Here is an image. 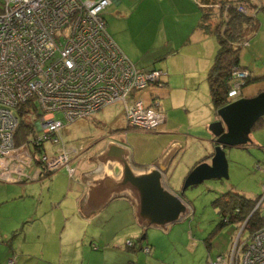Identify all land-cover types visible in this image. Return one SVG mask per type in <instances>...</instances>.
<instances>
[{
	"label": "rangeland",
	"instance_id": "obj_1",
	"mask_svg": "<svg viewBox=\"0 0 264 264\" xmlns=\"http://www.w3.org/2000/svg\"><path fill=\"white\" fill-rule=\"evenodd\" d=\"M126 1V7L130 8L132 16L129 19L119 18L117 25L124 30V36L132 41L138 40L144 12L157 10L158 18H166L168 22H174L176 27L185 17L181 14L185 0L171 1L170 4H175L165 5L164 8L158 5V0ZM225 1L227 0H209L210 5L206 9L210 10L212 7L214 23L223 19L225 10L222 6L226 4ZM251 2L256 8L255 5L250 7L248 13H253L258 27L241 46L239 61L242 67L258 79L243 89V96L247 97L264 92V11L259 10L264 4L256 0ZM197 12L201 17L199 7ZM104 19L107 20L106 15ZM217 47L215 36L207 35L200 45H188L175 55L162 57L155 64L158 65L156 69L166 73L173 71L171 83L162 88L152 86L137 94L145 101H148L149 96L156 97L155 100L162 109L186 103L184 109H174L182 125L180 132L160 136L154 134L158 130L149 132L137 128L127 129L124 114L121 115L124 106L110 105L95 112L90 118L79 119L63 128L65 141L76 151L70 156L69 164L72 167H63L59 173L48 178L41 176L43 181L37 183L17 178H12L13 182L0 181V264H102L103 245L111 243L118 235L134 231L128 228L119 230V215H113V220L97 216L88 223L85 222L80 219L76 209L74 194L72 197L66 196L71 192L67 185L74 186L71 185L73 181H70L69 173L77 167L92 163L93 157L112 134L118 133L111 138L127 146L131 156L129 163L134 167H145L153 163L164 144L175 140L180 151L176 155L173 151L165 161L169 165L165 177L168 188L180 191L193 165L204 159L209 151H213V136L208 127H201L200 114L204 106L214 118L210 124L216 121L211 108L206 74ZM166 91L173 92L169 106ZM61 117V114L56 115V119H62ZM188 134L198 139L190 138ZM249 140L250 143L246 146L224 149L228 179L205 180L184 191L181 199L186 203L188 213L176 223L162 228H169V233L163 232L161 227L144 228L143 233L135 239L128 235L123 244L137 243V239L145 235L151 242L149 245L155 244L158 254L162 258L165 255L168 261L166 263L171 264H213L218 255L226 256L246 219L241 223L219 227L221 217L213 202L228 192L241 194L251 200L262 194L264 116L251 130ZM101 159L106 161L103 153ZM43 172L45 176L46 171ZM134 172L139 173L138 170ZM75 177L76 175L72 179L75 180ZM122 208L125 209L124 204H117V210L124 212ZM114 222L117 228L112 234ZM137 231L139 234L140 231ZM110 234L113 238L104 242ZM247 237L248 231L245 230L241 240Z\"/></svg>",
	"mask_w": 264,
	"mask_h": 264
},
{
	"label": "built area",
	"instance_id": "obj_2",
	"mask_svg": "<svg viewBox=\"0 0 264 264\" xmlns=\"http://www.w3.org/2000/svg\"><path fill=\"white\" fill-rule=\"evenodd\" d=\"M109 3L0 0V181L38 180L41 170L52 175L69 167L76 151L63 128L110 105L124 106L127 128L150 132L163 125L166 117L156 98L137 95L162 88L163 72L138 70L118 50L103 18ZM245 77L246 72H236L228 104L241 98ZM21 121L29 129L16 144ZM45 144L52 149L43 150ZM255 210L264 219V183ZM249 217L232 248L214 264H264V223L241 240Z\"/></svg>",
	"mask_w": 264,
	"mask_h": 264
},
{
	"label": "crops",
	"instance_id": "obj_3",
	"mask_svg": "<svg viewBox=\"0 0 264 264\" xmlns=\"http://www.w3.org/2000/svg\"><path fill=\"white\" fill-rule=\"evenodd\" d=\"M171 1L174 0H158V5L161 8H164L165 5L173 6L175 3L170 4L169 2ZM126 3V0H110L109 5L104 10L103 16L106 15L107 20L105 21V23L108 36L117 46L118 50L138 70L148 71L151 69H156V67L158 66L155 65L156 62L158 60L161 61L164 56L175 55L177 54V52H180L188 45H200L202 39L206 37L198 29L201 17L197 12V8L199 7L201 11V7L196 2V0H185L184 8L181 13L184 14L185 17L183 22L179 23L177 27L175 26L174 22H168L166 18H158L157 10L154 11L152 9L143 13L145 14L143 16L144 21L138 34V40H129L124 36V30L119 28L120 26L117 25V23H119V18L127 17V19H129L132 16L131 12L129 11L130 8L126 7ZM107 12L110 13L107 14ZM201 57L202 55L200 56V58ZM162 72L164 77V86H168V84H170L172 81V76L174 75V73L171 70L170 72H167L168 75L164 70H162ZM172 88L174 87L172 86ZM172 93L173 92L166 91V100L168 99V106L171 103ZM185 106L186 103H182L181 105H174V108H163L166 112L164 113L159 104V108L163 111L166 118L163 125L160 127V129H158L157 133L154 134L163 136L170 133L180 132L182 125L179 123V119L176 116L174 109L176 108L178 110H182ZM213 113L215 114L214 110ZM121 115H123V113ZM200 116H202V128L209 127L208 124H210V122L214 120L211 113L209 111H206L204 106L202 108ZM216 119L217 118L215 115V120ZM116 135H118V133L112 134L111 137ZM188 136L193 139H198V137L196 136H192L189 134ZM111 137L106 142H104L96 156L93 157L94 160H92V163L82 165L73 170L70 181H73V184L71 185L74 186L70 187V184L67 185V188L69 187L71 192L69 194H66V196L72 197V195L74 194L76 199V209L81 216L80 219L84 220L85 222L87 221V223L92 220V218H96L97 216L113 220V215H119V230L125 228L134 229L133 232L118 235L111 241V243H106V245H103L102 264H171L166 263L167 260L165 259V255L162 258V256L158 254V249L155 244L149 245V243L151 244V242L149 241V239H147V236L145 237V235L144 239H141L143 235L139 239H137V243L130 242V244H123L124 240H127L126 238L128 235H130L129 238L132 239L140 236L144 231V224L140 221L138 216V198L136 196V193L128 187H117V183H119L121 179V167L114 158L106 156V151L108 146H110L111 144H118L119 146L124 148L126 152H128V148L126 145L114 141ZM211 142L213 149V140ZM43 147L47 149V152L52 149L51 145L49 144H45ZM178 147L179 145L175 140H170L168 144H164L160 155H158L155 159L153 158V163L158 164L161 162V164H164L165 160H167V158L172 154L173 151L174 155H176V153L180 151ZM212 152L213 151H209L208 155L206 156L210 157L212 155ZM102 153L106 157V161H102ZM128 157L131 158L130 153L127 155V158ZM199 162L208 163L209 159L199 160L193 165V167L199 164ZM153 163H151L150 165H152ZM69 166L72 167L71 164H69ZM36 167L37 165H33L32 168ZM143 169L144 166H139L135 170H138L140 173L145 171V169ZM59 171L52 175L59 173ZM28 172H30L29 169L27 170V173ZM75 175V180H73L72 178ZM62 177L65 178L64 176ZM26 181L28 182V180ZM40 181H43V179L39 178L38 180H30L29 182L37 183ZM163 184L167 190L174 192L166 185V179H164ZM24 189L26 190V188ZM69 189L67 191H69ZM119 203L124 204L125 209L122 208L125 210L124 212H120L116 209L117 204ZM122 214H124V216ZM114 223L115 227L112 228V234L114 232V229L117 228L116 222ZM136 227L140 231L139 234ZM161 230L168 233L170 231L169 228H161ZM118 237L119 239H117ZM111 238L113 237H111L110 234L109 238H105L104 242H107L106 240ZM143 241H146L148 243H145V245L144 243H142Z\"/></svg>",
	"mask_w": 264,
	"mask_h": 264
},
{
	"label": "water",
	"instance_id": "obj_4",
	"mask_svg": "<svg viewBox=\"0 0 264 264\" xmlns=\"http://www.w3.org/2000/svg\"><path fill=\"white\" fill-rule=\"evenodd\" d=\"M216 121L208 127L213 136V152L209 162L192 168L180 191L171 192L164 187L168 166L157 165L135 173L129 163L128 152L118 144L108 146L106 156L112 157L121 167L117 187H128L138 198V216L144 228H165L179 221L188 213L181 199L184 191L205 180L228 179L225 148H239L250 143L253 126L264 116V92L250 98H239L216 111ZM141 239H144V235Z\"/></svg>",
	"mask_w": 264,
	"mask_h": 264
},
{
	"label": "trees",
	"instance_id": "obj_5",
	"mask_svg": "<svg viewBox=\"0 0 264 264\" xmlns=\"http://www.w3.org/2000/svg\"><path fill=\"white\" fill-rule=\"evenodd\" d=\"M256 1L264 4V0ZM196 2L201 7L202 14L198 29L204 36H215L218 46L212 64L206 74L210 102L214 112L216 113L218 109L228 104V92L232 90L235 82H237L236 72L247 73V77L243 79V84L240 86L241 98H246L243 97V89L258 79L257 77H253L250 72L242 67L239 61L241 46L246 43V39L253 34L258 27L253 13L252 15H249L248 13L250 7H254L255 4L252 3L251 0H227L225 1L226 4L222 6V9L224 8L225 10L223 19L214 23L211 13L212 7L210 10L208 8L206 9V7L210 5L209 0H196ZM262 9L264 11V5L259 7V10ZM151 70L162 71L160 69ZM163 80L164 77L161 80L162 87L164 86ZM259 122L260 120L256 122L253 128ZM27 128L29 129V123H27V121H21L17 131L18 138L15 139L16 144H19L20 140L23 139L27 133ZM42 149L44 150L45 148L43 147ZM210 157L205 156L204 159H210ZM42 177L48 178L51 177V174H46ZM259 197L260 195L251 200L234 192H228L219 196L213 202L214 207L218 209L221 217L219 227L230 223H241L247 219L248 216H250L247 222L248 227L246 229L248 231V235L256 231L264 223L261 211H253Z\"/></svg>",
	"mask_w": 264,
	"mask_h": 264
},
{
	"label": "flooded vegetation",
	"instance_id": "obj_6",
	"mask_svg": "<svg viewBox=\"0 0 264 264\" xmlns=\"http://www.w3.org/2000/svg\"><path fill=\"white\" fill-rule=\"evenodd\" d=\"M256 95H257V94H256ZM151 98L155 99L153 96H151ZM246 98H250V97H246ZM211 156H212V155H211ZM165 161H166V160H165ZM157 165H162V166L164 165V166H168V167H169L168 163L165 164V162H164V164H161V163H158V164L153 163L152 165L149 164L148 166H145L146 168L144 167V169H145V170H146V169H150V168H152V167H156ZM141 167H142V166H141ZM136 168H137V167H134V169H136ZM144 169H143V170H144ZM40 174H41V176L44 175L43 170L40 171ZM164 179H166L165 176H164Z\"/></svg>",
	"mask_w": 264,
	"mask_h": 264
}]
</instances>
